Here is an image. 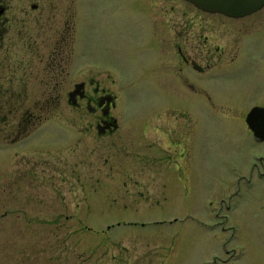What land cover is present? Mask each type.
<instances>
[{
	"label": "rangeland",
	"instance_id": "obj_1",
	"mask_svg": "<svg viewBox=\"0 0 264 264\" xmlns=\"http://www.w3.org/2000/svg\"><path fill=\"white\" fill-rule=\"evenodd\" d=\"M135 2L71 0L67 77H98L118 128L85 135L83 102L63 95L29 134L0 143V264H264V175L248 170L264 167V139L244 122L264 105V75L247 82L258 96L163 95L148 69L155 11Z\"/></svg>",
	"mask_w": 264,
	"mask_h": 264
},
{
	"label": "flooded vegetation",
	"instance_id": "obj_2",
	"mask_svg": "<svg viewBox=\"0 0 264 264\" xmlns=\"http://www.w3.org/2000/svg\"><path fill=\"white\" fill-rule=\"evenodd\" d=\"M152 2L148 0V11L155 14L145 24V36L156 54L148 69L157 91L171 98L186 92L208 98L262 94L263 90L247 82L264 75V4L242 15H230L200 8L189 0L163 4L164 9L162 5L151 9ZM73 19L71 0H0V113L5 114L0 124L1 144L29 134L42 118L51 115L56 98L63 95L78 109L83 102L85 135L97 140L118 128L111 90L94 75L83 73L73 81L67 77L66 34L73 32ZM57 34L64 36L57 40ZM250 63L257 64L256 71ZM241 106L231 107L243 112ZM168 107L175 113L180 109ZM42 110L48 113L43 115ZM165 129L171 140L181 141L178 135L184 126L171 121ZM248 170L264 175V167L260 169L256 161Z\"/></svg>",
	"mask_w": 264,
	"mask_h": 264
},
{
	"label": "water",
	"instance_id": "obj_3",
	"mask_svg": "<svg viewBox=\"0 0 264 264\" xmlns=\"http://www.w3.org/2000/svg\"><path fill=\"white\" fill-rule=\"evenodd\" d=\"M196 6L221 11L230 15H242L261 7L264 0H190ZM245 120L257 139H264V105H254L246 113Z\"/></svg>",
	"mask_w": 264,
	"mask_h": 264
}]
</instances>
